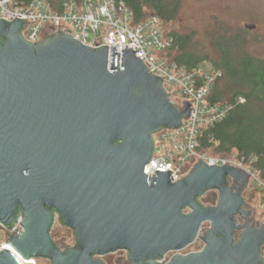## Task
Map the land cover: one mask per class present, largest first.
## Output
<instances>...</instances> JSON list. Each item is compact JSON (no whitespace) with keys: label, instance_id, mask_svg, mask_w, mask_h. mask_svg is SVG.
<instances>
[{"label":"water","instance_id":"obj_1","mask_svg":"<svg viewBox=\"0 0 264 264\" xmlns=\"http://www.w3.org/2000/svg\"><path fill=\"white\" fill-rule=\"evenodd\" d=\"M26 29L20 20H0V223L14 226L17 200L23 212L16 238L10 234L0 245L6 248L0 264H25L38 255L51 264H93L92 253L118 248L176 252L167 264H264V223L260 229L236 224L244 201L227 184L233 177L247 187L245 170L196 160L177 183L168 173H144L153 134L180 127L189 102L177 107L130 49L120 54L111 47L112 73L107 47L64 32L32 44L22 36ZM29 126L36 133L45 128L44 165L34 169L39 191L21 177ZM207 189L219 191L214 206L197 200ZM46 206L75 230L80 249H56L54 214ZM236 229H243L238 241ZM197 239L204 243L200 251L179 253Z\"/></svg>","mask_w":264,"mask_h":264},{"label":"built area","instance_id":"obj_2","mask_svg":"<svg viewBox=\"0 0 264 264\" xmlns=\"http://www.w3.org/2000/svg\"><path fill=\"white\" fill-rule=\"evenodd\" d=\"M131 13L124 0H59L56 5L47 0H0V20L22 21L27 26L22 36L29 43L36 44L49 35L64 32L93 48L107 47L108 69L112 73L111 47L116 46V52L120 54L122 50L130 49L151 74L163 81L170 100L177 107L182 109L183 103L189 102L190 115L180 127L153 134L154 152L144 166L146 175L168 173L170 182L177 183L196 160L209 166L232 165L249 174L250 191L259 196L258 203L264 208V179L255 169L254 155L233 152L213 156L197 150L202 128L223 120L231 109L229 105L212 103L209 99L221 71L208 61L193 68L169 62L165 53L174 45V37L164 35L161 18L153 13L134 23ZM91 34L94 38L89 40ZM237 101L243 103L245 98L239 97ZM21 221L22 216L19 215L12 228L0 223V232L5 234V240L13 229H22ZM3 250L6 248H0V253ZM171 258L161 259L160 264H167ZM29 261L33 262V259L25 264Z\"/></svg>","mask_w":264,"mask_h":264},{"label":"trees","instance_id":"obj_3","mask_svg":"<svg viewBox=\"0 0 264 264\" xmlns=\"http://www.w3.org/2000/svg\"><path fill=\"white\" fill-rule=\"evenodd\" d=\"M47 1L56 5L59 0ZM124 1L133 14L134 23L153 13L161 18L164 35L174 37V45L165 53L169 62L193 68L208 61L222 73L209 99L212 103L229 105L231 109L223 120L202 128L197 150L213 156L233 152L254 155L255 169L264 179V59L247 51L245 31L220 27L214 42L219 57L213 58L200 51L194 32L165 30L166 25L178 18L180 0ZM239 97L245 98V102L239 103Z\"/></svg>","mask_w":264,"mask_h":264},{"label":"rangeland","instance_id":"obj_4","mask_svg":"<svg viewBox=\"0 0 264 264\" xmlns=\"http://www.w3.org/2000/svg\"><path fill=\"white\" fill-rule=\"evenodd\" d=\"M249 24H255V27L249 29ZM220 27L245 31L248 38L247 51L264 59V0H180L178 18L166 25L165 30L194 32L200 51L218 58L219 53L214 42ZM93 38L94 35L91 34L89 40ZM246 196L251 206L258 210L259 221L264 223V208L258 203L259 196L252 191L247 192ZM5 239V234L0 232V241ZM203 244L200 239L196 240L184 252L201 249ZM29 264H49V261L39 259L35 262L33 259Z\"/></svg>","mask_w":264,"mask_h":264},{"label":"flooded vegetation","instance_id":"obj_5","mask_svg":"<svg viewBox=\"0 0 264 264\" xmlns=\"http://www.w3.org/2000/svg\"><path fill=\"white\" fill-rule=\"evenodd\" d=\"M44 129L41 128V131L38 133L35 132L32 126H29L28 133H27V141H28V151H27V160L24 163V166L21 169V177H25L26 181L28 182V186L32 189V191L36 190L39 191L43 187V183H39V180L34 177V169L35 166L38 164H41L42 167L44 165ZM39 140V150L37 151L36 148L37 145H35V141ZM38 144V141L36 142ZM227 184L232 188L234 193L241 194L244 205H243V211L239 212L237 215L234 216L236 219L237 225H243L246 222H249L250 226L254 229H260L262 226V222L259 221L258 218V210L255 209L254 206H251V202H249L246 193L249 192L250 189V183L247 187H243L235 178L228 177L227 178ZM219 198V191L217 189H207L204 193L197 196V200L199 203H201L203 206H214L218 203ZM212 199V200H211ZM16 203H18L17 208L15 210L14 214V221L16 222L19 215H23L21 205L19 204L20 201L17 200ZM40 203H46L44 198L41 197ZM48 209H51L54 214V219L52 226L50 228V236L55 244V247L57 250H59L62 253H66L67 250L73 249V248H79V241L78 236L75 232V230L68 226L64 225L62 222L59 214L57 213L56 209L54 207L46 206ZM188 209V208H187ZM184 209V212H189V209ZM187 210V211H186ZM11 222L15 224V222ZM206 225V226H205ZM209 226L208 223L203 225V229L207 228ZM243 229H236L235 232V241H238L239 234H241ZM15 232L12 234L11 238L15 237ZM198 240V239H197ZM204 246V244H203ZM203 248V247H202ZM201 248V249H202ZM186 249V248H185ZM184 249V250H185ZM201 249L197 250H189L188 252H184V250L180 251L181 254H188L191 252H198ZM176 252H169L165 253L164 255H157V254H144V253H133L128 248H118L116 250H112L106 253H92L91 254V260L93 264H160V260L165 258V261L173 256ZM261 257L264 259V246L261 248ZM36 262V260L39 259H47L50 264L51 261L48 258H43L38 255V257L33 258Z\"/></svg>","mask_w":264,"mask_h":264},{"label":"bare ground","instance_id":"obj_6","mask_svg":"<svg viewBox=\"0 0 264 264\" xmlns=\"http://www.w3.org/2000/svg\"><path fill=\"white\" fill-rule=\"evenodd\" d=\"M8 250H9V249H8ZM10 251H11V250H10ZM11 252H12V251H11ZM12 253H14V252H12ZM13 255H15V253H14ZM16 256H17V255H16ZM29 262L31 263L32 261H29ZM29 262H28V263H29Z\"/></svg>","mask_w":264,"mask_h":264}]
</instances>
